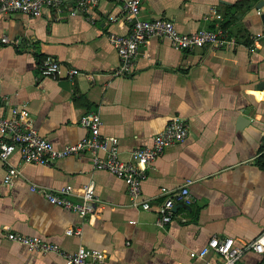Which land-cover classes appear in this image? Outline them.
Segmentation results:
<instances>
[{
	"label": "crops",
	"instance_id": "obj_1",
	"mask_svg": "<svg viewBox=\"0 0 264 264\" xmlns=\"http://www.w3.org/2000/svg\"><path fill=\"white\" fill-rule=\"evenodd\" d=\"M239 1L144 0L140 20H169L181 33L218 23L237 46L176 51L151 38L138 49L133 70L122 75H115L118 56L109 40L130 30L121 2L78 10L64 0L60 10L44 8L37 17L0 16V40H9L0 41V117L20 108L32 129L61 149L87 134L80 120L96 113L100 136L118 146L123 161L149 146L173 117L189 125L184 141L166 147L147 168L141 185L147 210L131 204L121 179L93 170L89 154L44 166L27 164L14 151L0 165V264H64L57 254L9 241V232L67 252L97 251L108 264H206L214 254H189L211 238L243 244L264 233V87H257L264 83V6L256 9L264 0H249L244 8ZM47 56L60 64L54 77L38 70ZM73 69L79 73L71 76ZM8 169L19 171L10 184L4 181ZM187 181L191 203L157 226L158 206ZM89 183L96 209L86 218L29 189L71 185L80 194ZM68 228L80 234L67 235ZM239 264H264V255L247 252Z\"/></svg>",
	"mask_w": 264,
	"mask_h": 264
},
{
	"label": "built area",
	"instance_id": "obj_2",
	"mask_svg": "<svg viewBox=\"0 0 264 264\" xmlns=\"http://www.w3.org/2000/svg\"><path fill=\"white\" fill-rule=\"evenodd\" d=\"M78 10H86L98 5L102 1L121 2L122 13L130 23L127 35L110 34L109 40L114 45L118 56V68L115 75L130 73L135 65L137 52L151 38H161L169 42L176 51H193L198 48L213 50L232 49L237 46L236 39L229 36L224 28L215 23L214 28L199 29L191 33L178 32L173 23L165 19L140 20L138 18L144 0H73ZM64 0H0V16L23 14L28 17H37L44 8L60 10ZM216 20L222 16L213 13ZM212 18L211 15L206 19ZM2 43H8V38L3 37ZM40 74L44 77H54L59 74L60 64L51 57L43 58L38 65ZM78 70L73 69L71 76L77 75ZM23 112L18 107H13L9 117H0V165H4L9 156L18 151L23 162L27 164L52 165L56 160L81 154L91 156L92 169L107 172L121 179L127 189V195L132 205L140 206L147 210L150 205L141 201V185L146 178V171L150 164L162 154L169 145L183 142L189 132V125L181 116L173 117L169 123L157 134L152 136L149 146L138 147L130 152L127 161L119 156L118 146L114 142L108 143L100 136L101 120L98 114L84 115L80 124L88 130L87 134L79 141L66 145L61 149L56 148L50 141L39 136L29 123L23 119ZM19 176V171L8 169L5 183L10 184ZM187 181L180 189L172 192L159 206L156 225L163 227L173 217V206L176 203L188 205L192 201ZM30 191L43 194L47 201L55 206L65 208L86 218L94 214L96 209L95 191L93 183H89L77 194L71 185H65L57 190L29 186ZM77 195L79 201L75 202L71 196ZM67 235H79V229L68 228ZM6 238L24 247L29 252L42 254H57L62 257L64 264H108L103 256L93 250L79 247L74 252L62 250L58 245L46 242L37 236H23L7 233ZM247 252L264 255V233L254 240L235 244L232 239L211 238L207 245L197 252H190V257L204 258L207 254H214V260L206 264H239Z\"/></svg>",
	"mask_w": 264,
	"mask_h": 264
},
{
	"label": "water",
	"instance_id": "obj_3",
	"mask_svg": "<svg viewBox=\"0 0 264 264\" xmlns=\"http://www.w3.org/2000/svg\"><path fill=\"white\" fill-rule=\"evenodd\" d=\"M264 6V3L262 2L260 5H258L257 7H256V9L257 10H260L262 7ZM260 20H261V23H262V26H263V30H264V11H262L261 13H260ZM258 88H262V87H264V83H261L260 85H258L257 86ZM183 207L184 206V204H180V203H178V204H175L174 206H173V212L174 213H176L177 212V210H178V208L179 207Z\"/></svg>",
	"mask_w": 264,
	"mask_h": 264
},
{
	"label": "trees",
	"instance_id": "obj_4",
	"mask_svg": "<svg viewBox=\"0 0 264 264\" xmlns=\"http://www.w3.org/2000/svg\"><path fill=\"white\" fill-rule=\"evenodd\" d=\"M249 4V0H242L237 3V6H240L241 8L247 7ZM236 8V6H235ZM226 25V24H225ZM224 28V26H222Z\"/></svg>",
	"mask_w": 264,
	"mask_h": 264
}]
</instances>
